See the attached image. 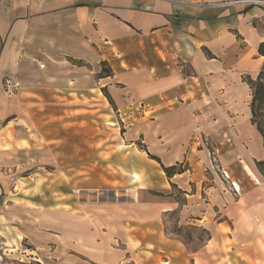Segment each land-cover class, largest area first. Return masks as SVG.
Listing matches in <instances>:
<instances>
[{
    "label": "crops",
    "instance_id": "0c3cea01",
    "mask_svg": "<svg viewBox=\"0 0 264 264\" xmlns=\"http://www.w3.org/2000/svg\"><path fill=\"white\" fill-rule=\"evenodd\" d=\"M241 1L0 0V175L7 177L13 152L23 154L31 149L30 136L18 127L29 105L52 106L47 108L51 116L61 114L65 120L72 108L84 111L81 106L92 100V93L108 102L106 92L114 108L138 105L143 113L148 111L158 119V131L147 147L158 152L156 158L164 167L190 162L195 144L192 136L199 131L211 135L205 124L213 113L222 114L225 120L223 114L229 110L237 124L245 130L249 124L257 132L250 121L251 95L243 78L258 75L264 62L258 54V46L264 42V10ZM103 63L109 75H99ZM6 78L21 85L12 98L1 86ZM28 82H46L45 95L27 98L30 92L26 90L34 88ZM11 123L16 128H9ZM16 143L28 148L17 146L21 149L16 150ZM47 174L57 177L60 173ZM188 174L186 168L170 182L182 191H186L182 188L185 182L196 187ZM35 182L23 183L25 192L11 198L6 180H0L3 254L13 253L25 239L33 246V257L38 256L37 245L44 250L53 248L48 251L52 255L58 252L52 264H103L106 255L102 250L124 243L131 258L142 259L144 264H198L199 253L188 258L180 240L164 230L165 216L178 208L171 198L140 201L134 196L122 206V220L113 204H108L104 215L109 218L108 226L93 232L92 225L73 229L62 224L60 234L54 235L24 223L26 218L51 216L58 195L66 198L70 194L64 191V182H59L62 192L46 193L48 188L34 192ZM169 187L165 177L163 191ZM70 204L64 202V206ZM204 218L209 219L204 216L196 221L204 225ZM52 220L50 228L54 227ZM224 224L226 221L216 225ZM255 226L264 233L262 225ZM210 241L208 238L206 243ZM71 248L83 257L89 256L85 250L100 251L95 254L99 260H78ZM166 252L172 256H164Z\"/></svg>",
    "mask_w": 264,
    "mask_h": 264
},
{
    "label": "rangeland",
    "instance_id": "374dc122",
    "mask_svg": "<svg viewBox=\"0 0 264 264\" xmlns=\"http://www.w3.org/2000/svg\"><path fill=\"white\" fill-rule=\"evenodd\" d=\"M107 73V66L102 64L99 75ZM256 76H244L243 81L255 80ZM43 83L33 85L28 82L29 87L34 88L26 90L30 92L26 97L35 99L45 95ZM92 97L81 106L84 111L77 112L72 108L70 114L64 116L65 120L61 119V114L51 116L53 114L47 108L52 106L27 107L24 121L18 127L30 136L31 149H27L25 143L15 144L16 150L25 148L27 153L13 152L7 177L0 175L1 181L6 180L7 195L13 198L15 193L22 194L25 192L23 183L36 181L34 192L46 188V193L62 192L59 182H64V191L70 196L62 198L58 195L60 199L51 216L26 218L24 224H35L40 230L54 235L60 234L62 224L73 229L92 225L94 232L98 227L109 225V218L104 217L108 204H113L116 216L122 220V206L130 203L134 196L145 201L155 198L151 191L167 192L179 203L176 211L165 216L164 230L180 240L188 258L199 253L198 264H264V233L254 227L259 223L264 229V182L255 167V162L264 158L259 133L253 132L249 124L245 126L248 130L237 124L229 110L223 114L225 120L221 119L222 114L213 113L205 124L211 135L199 131L192 136L193 155L185 165L190 171V182L197 186L185 182L182 188L186 191L171 187L163 191L165 175L148 157V154L156 157L158 152L148 151L147 147L158 131V119L152 118L148 111L143 113L141 106L120 110L99 94L94 98L92 93ZM16 126L11 123L9 128ZM143 150L148 152L143 154L140 152ZM245 167L252 169L253 178ZM53 172L60 174L57 177L47 174ZM182 192L194 196H184ZM65 201H70L71 206H64ZM204 216L209 217L204 218V225L196 221ZM52 219L55 223L50 228ZM220 221H226V224L218 227L216 224ZM4 224L8 226L9 223ZM205 231L209 233V243H206ZM2 242L0 239V248L4 245ZM20 243L13 253L3 254L0 250V264H52L57 260L54 255L58 252L48 253L53 248L44 250L37 245L38 256L33 257L30 255L31 243L25 239ZM124 245L119 243L113 249H103L102 253L106 255L103 264H109L108 261L119 264L146 262L131 258ZM71 249V254L78 260H93L94 263L99 260L95 254L100 251L85 250L89 256L83 257ZM164 256H172V253L166 252Z\"/></svg>",
    "mask_w": 264,
    "mask_h": 264
},
{
    "label": "trees",
    "instance_id": "16d2710c",
    "mask_svg": "<svg viewBox=\"0 0 264 264\" xmlns=\"http://www.w3.org/2000/svg\"><path fill=\"white\" fill-rule=\"evenodd\" d=\"M258 54L264 58V42L259 44L258 46ZM104 64V63H103ZM109 75V71L107 73ZM249 90H250V95H251V100L249 104L250 108V121L252 125L255 126L257 132L259 133L261 139H262V147H263V152H264V62L262 65L261 70L259 71L258 75L256 76L255 80L248 79L246 81ZM104 97L108 100L110 104V98L106 94V92H103ZM148 157L151 160H154L157 162L160 167L162 172L164 173L165 177L169 181V185L171 188H176V186L170 182L171 178H173L177 174H181L186 171L185 165L183 163H178L175 164L171 167H164L158 158L154 156H150L148 154ZM255 167L258 171V173L261 175L263 182H264V158L262 160L256 161L255 162ZM177 189V188H176ZM153 196L155 197H168L172 199V194L167 193V192H150ZM182 194H185V192H182ZM175 203H179L177 200L173 199ZM206 238H209V233L206 232ZM206 239V240H207Z\"/></svg>",
    "mask_w": 264,
    "mask_h": 264
},
{
    "label": "built area",
    "instance_id": "2783aa9c",
    "mask_svg": "<svg viewBox=\"0 0 264 264\" xmlns=\"http://www.w3.org/2000/svg\"><path fill=\"white\" fill-rule=\"evenodd\" d=\"M240 3L248 4L251 6L264 7V0H244ZM2 89L7 97L12 98L18 93L19 84L13 79L6 78L3 80Z\"/></svg>",
    "mask_w": 264,
    "mask_h": 264
},
{
    "label": "bare ground",
    "instance_id": "6f19581e",
    "mask_svg": "<svg viewBox=\"0 0 264 264\" xmlns=\"http://www.w3.org/2000/svg\"><path fill=\"white\" fill-rule=\"evenodd\" d=\"M246 168V170L250 173V175H251V177H252V175H253V173H252V171L248 168V167H245ZM253 178V177H252ZM236 186V185H235Z\"/></svg>",
    "mask_w": 264,
    "mask_h": 264
}]
</instances>
